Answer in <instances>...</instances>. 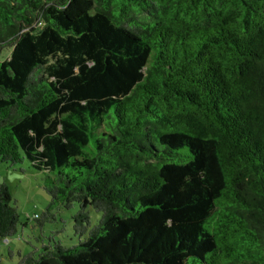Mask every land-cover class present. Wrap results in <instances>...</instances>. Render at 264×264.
<instances>
[{"label":"trees","instance_id":"16d2710c","mask_svg":"<svg viewBox=\"0 0 264 264\" xmlns=\"http://www.w3.org/2000/svg\"><path fill=\"white\" fill-rule=\"evenodd\" d=\"M8 47L0 163L79 206L16 264H264V0H0Z\"/></svg>","mask_w":264,"mask_h":264},{"label":"rangeland","instance_id":"374dc122","mask_svg":"<svg viewBox=\"0 0 264 264\" xmlns=\"http://www.w3.org/2000/svg\"><path fill=\"white\" fill-rule=\"evenodd\" d=\"M11 48H5L0 53V59L9 57ZM46 174L30 167L27 161L11 166L0 163V182H6L12 194V200L19 215L18 233L8 241L0 242V263L16 264L18 253L25 254L43 244L61 242L65 246L77 243L78 236L74 231L73 215L79 210L78 204L71 209H61L55 212V218L42 225L38 224L35 215L40 216L50 200L45 188ZM91 223L95 224L100 213L89 209Z\"/></svg>","mask_w":264,"mask_h":264},{"label":"built area","instance_id":"2783aa9c","mask_svg":"<svg viewBox=\"0 0 264 264\" xmlns=\"http://www.w3.org/2000/svg\"><path fill=\"white\" fill-rule=\"evenodd\" d=\"M35 217H37V215H35ZM8 240L6 239V242H7Z\"/></svg>","mask_w":264,"mask_h":264}]
</instances>
